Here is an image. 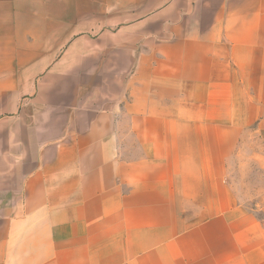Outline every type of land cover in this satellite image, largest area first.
<instances>
[{
  "label": "crops",
  "instance_id": "1",
  "mask_svg": "<svg viewBox=\"0 0 264 264\" xmlns=\"http://www.w3.org/2000/svg\"><path fill=\"white\" fill-rule=\"evenodd\" d=\"M244 154L264 0H0V264H264Z\"/></svg>",
  "mask_w": 264,
  "mask_h": 264
},
{
  "label": "rangeland",
  "instance_id": "2",
  "mask_svg": "<svg viewBox=\"0 0 264 264\" xmlns=\"http://www.w3.org/2000/svg\"><path fill=\"white\" fill-rule=\"evenodd\" d=\"M238 166L235 175L231 177L238 189L243 202L259 216L264 223V168H257L252 157L238 155L234 158Z\"/></svg>",
  "mask_w": 264,
  "mask_h": 264
}]
</instances>
